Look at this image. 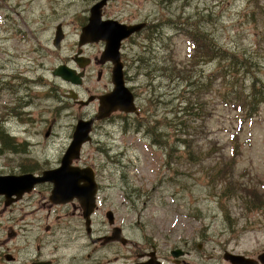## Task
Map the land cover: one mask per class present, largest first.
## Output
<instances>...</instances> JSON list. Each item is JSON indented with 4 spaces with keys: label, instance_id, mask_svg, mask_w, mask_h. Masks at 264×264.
Segmentation results:
<instances>
[{
    "label": "rangeland",
    "instance_id": "rangeland-1",
    "mask_svg": "<svg viewBox=\"0 0 264 264\" xmlns=\"http://www.w3.org/2000/svg\"><path fill=\"white\" fill-rule=\"evenodd\" d=\"M97 1L0 0V173L59 165L79 110L61 103V90L68 84L52 70L64 63L75 66L71 57L81 27ZM102 12L120 21H150L154 48L130 44L144 99L140 112L97 123L76 163L98 170L96 179L104 186L108 181L112 187L104 188L105 194L116 204L120 194H127L124 189L134 190L135 207L125 219L131 239L141 242L156 228L171 243L186 241L192 264H243L242 257L256 258L264 252V99L251 114L233 107L228 96H220L226 89L218 82V60L211 55L221 47L244 56L247 72L238 75L245 97L233 103L249 108L253 78L255 89L264 91V0H107ZM58 25L64 39L57 49L52 40ZM188 37L196 41L195 48ZM198 40L210 45L209 54L197 47ZM99 47L96 43L85 52ZM221 64L229 65L225 60ZM19 84L27 102L11 103ZM202 103L206 111L201 118ZM44 186L13 211L0 203V264L6 263V252L17 261L30 259L38 239L46 236L42 211L36 210L40 226L26 237L18 235L16 224L25 216L23 210L46 200ZM10 227L16 235L7 240ZM75 241L69 253L77 262L88 251ZM105 254L109 256L108 249ZM99 260V252L91 251L90 264Z\"/></svg>",
    "mask_w": 264,
    "mask_h": 264
},
{
    "label": "flooded vegetation",
    "instance_id": "flooded-vegetation-1",
    "mask_svg": "<svg viewBox=\"0 0 264 264\" xmlns=\"http://www.w3.org/2000/svg\"><path fill=\"white\" fill-rule=\"evenodd\" d=\"M108 18L110 17H104V19ZM121 22L125 24L140 22L145 24L142 30L121 40L117 57L110 58L104 55L106 54L104 41L89 42L83 44L81 47L77 46L71 58L75 63V59H80L79 62L83 66L81 67L74 63L75 66L71 68L81 73V81L78 84L65 81L68 85L61 90V103H72L79 110L76 121L94 118L98 111L104 108V105L101 103L117 107L116 109L118 110L111 111L106 118L94 120L92 132L97 123L109 121L115 117L126 118L130 114L137 116L141 109V103H144L141 87L136 82L135 70L137 67H135L130 57L132 49V45L130 44L139 42L142 50H152L154 48L155 26L153 24L151 27L150 21L146 20L136 22L121 20ZM139 38L140 41H137ZM96 43L100 45L97 51L95 50L91 54L85 52L86 47H92ZM64 64L67 65V63ZM117 86L121 87L117 88ZM13 90L16 92V95L12 96L11 103L23 104L27 102L25 95L20 92L22 91L20 84L14 87ZM89 108L92 109L90 115L88 113H80L82 109L87 110ZM125 110H134V112H126ZM50 129L51 124L48 125L45 131V133L48 131V135L45 137L49 136ZM71 166L78 170H85V168L90 167L78 163H72ZM91 169L96 183L94 190L83 189L80 191L82 194L79 197L74 195L71 197L63 196L60 192L58 200L52 201L50 195L53 183L42 181L29 186L32 178H30L31 180L27 179L24 181L23 185L28 190H24L18 198L16 196L18 195L17 192H14L10 196L8 195V197L4 193L0 194V203L2 202L6 206L7 211L10 212L13 211L16 204L30 198L31 193L37 190L36 187L45 184L43 195L46 200L41 199L42 201L39 205H36V209L23 210L25 216L21 218L22 221L20 223H16L19 229L17 233L26 237L29 230L40 226L41 219L36 212L38 210L45 213V217H43V220H45L43 230L46 236L52 237L47 240L46 236H41L35 245L36 252L33 253L30 259L26 258L17 261L16 256H13L10 252H6L4 255L5 264H61V261L68 255L69 251L74 248L75 239H77V246L80 249H86L88 252L81 255L77 262H75V254L69 253L70 258L66 257L68 260L64 264H90L91 251L99 252V264H192L187 258L190 254V251L187 250V242L185 241L182 245H180L181 240L171 243L168 240V236L163 237V235H159V230L156 228H153L151 233H147V236L144 235L141 242L131 239L128 235L129 228L126 227L125 219L131 215V210L135 207L137 196H133L134 190H131L132 193H130L128 189H124L127 194H120L121 200L116 204L109 200L104 191V188H111L112 186L107 180L106 186H104L102 181L96 179L98 170L93 169V167ZM44 170L46 169H42L41 171L34 169L25 170L19 173L6 172L0 173V176L30 174L31 176L40 177ZM84 184V180L78 181V185ZM64 198H67V200L62 202ZM91 198H93L92 201L90 200ZM125 199L128 200L127 205H124ZM80 200H83V202ZM19 208L22 211V208ZM69 219H73V223L68 221ZM136 220L137 223H141L140 214ZM95 227L97 228V235H93L96 231ZM12 231L13 228L10 227L5 237L7 240L11 239L12 234L16 235ZM75 232L78 235H75ZM155 235H159L161 238ZM107 249L109 250L108 257L105 254ZM59 250H64V252L59 255L57 254ZM196 264H201V261L196 262ZM256 264L262 263L257 261Z\"/></svg>",
    "mask_w": 264,
    "mask_h": 264
},
{
    "label": "water",
    "instance_id": "water-1",
    "mask_svg": "<svg viewBox=\"0 0 264 264\" xmlns=\"http://www.w3.org/2000/svg\"><path fill=\"white\" fill-rule=\"evenodd\" d=\"M107 0H98L95 2L89 12L87 23L82 26L81 33L79 34L78 46H81L87 42H96L103 40L106 42V54L110 58L117 57V50L119 47L120 41L129 36L130 34L139 31L143 27V23L135 25H124L119 24L116 20L107 19L102 20V9L106 5ZM63 38L62 28L60 25L56 27L52 44L55 48H60V42ZM115 53V55H114ZM79 66H83L78 59H75ZM116 72V71H115ZM52 75L60 77L65 81H70L74 84H78L81 81V73H77L74 68H70L66 65H58L52 70ZM121 86H117L119 88ZM104 108L100 109L98 114L95 116L96 120H101L106 118L111 111L116 110V106H110L105 103ZM93 119H79L77 120L74 130L72 132L71 141L66 148L62 158L61 165L55 169L47 170L43 172V176L36 178L32 177L30 174L22 176H0V194L12 195L14 192H17L19 196L24 192L26 187H23L24 180L33 178L31 180L32 186L33 183L37 181H51L53 183V189L50 195L52 201H57L60 192L63 196H81L83 189L85 190H94V177L93 173L89 168L85 170H78L71 166L72 161L77 160L80 156V149L83 144L91 140V131H92ZM48 135V131L45 133V136ZM79 180H84V185H78ZM30 188V187H28ZM67 198L62 199L66 201ZM91 201L93 198L90 199ZM89 200V202H90ZM83 202V200H80ZM234 255L226 254L224 255L225 259L230 258L231 260ZM242 257V256H241ZM243 258V264H256V260L251 258ZM258 259L264 263V253L258 256Z\"/></svg>",
    "mask_w": 264,
    "mask_h": 264
},
{
    "label": "trees",
    "instance_id": "trees-1",
    "mask_svg": "<svg viewBox=\"0 0 264 264\" xmlns=\"http://www.w3.org/2000/svg\"><path fill=\"white\" fill-rule=\"evenodd\" d=\"M188 38H189L188 40L190 41V43L193 44L195 48L196 41L194 40V38L192 37H188ZM198 41L200 43V46H197V47H199L202 52L204 53L207 52V54H209L206 48L210 47V45L208 44V45H205L204 47V41L203 40L202 41L198 40ZM214 53L215 55L213 54L211 56L215 57L218 60V68L215 70L217 72L218 82H220V84L223 85L226 89V91L221 93L220 96L222 97L228 96L229 99L228 98L226 99L228 101H231L232 102L231 104L233 105V107L235 106V108L237 110H240L241 112H243L244 109H248L250 114L252 112H255L260 102H262L264 99V91L255 89L256 81H257L256 78H253V82L251 83V87H250V94H249L250 98L248 99L249 108H247L245 105H241V104L235 105V103H233V100H236L238 103H240L239 102L240 98H243L244 100V97H245V96H242L240 93V90L242 88L241 84H243L244 80L240 78L238 75V73L240 74L242 72L243 73L247 72V68L245 64L246 60L243 59L244 56H242L241 58H238L235 53L228 52L226 49H222L221 47H214ZM223 60L228 61L229 65H222L221 62ZM185 77L187 76L185 75L183 78ZM205 111H206L205 103H202L201 107L198 110V114L199 116H201V118L203 116V112ZM204 122H205V119H204ZM204 127L205 125L202 126V129H204ZM214 175L218 176L217 173H215Z\"/></svg>",
    "mask_w": 264,
    "mask_h": 264
}]
</instances>
